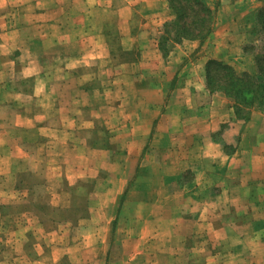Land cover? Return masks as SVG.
Returning <instances> with one entry per match:
<instances>
[{
	"label": "crops",
	"instance_id": "0c3cea01",
	"mask_svg": "<svg viewBox=\"0 0 264 264\" xmlns=\"http://www.w3.org/2000/svg\"><path fill=\"white\" fill-rule=\"evenodd\" d=\"M258 5L212 0L206 42L164 57L168 0H0V180L10 173L0 206H12L0 214V264H264V108L239 120L205 83L209 56L255 72L245 48ZM7 84L39 110L19 111ZM100 121L122 158L82 145ZM40 169L54 187L92 184L85 233L80 223L48 232L19 208L36 201L22 173ZM122 196L112 244L107 213Z\"/></svg>",
	"mask_w": 264,
	"mask_h": 264
},
{
	"label": "rangeland",
	"instance_id": "374dc122",
	"mask_svg": "<svg viewBox=\"0 0 264 264\" xmlns=\"http://www.w3.org/2000/svg\"><path fill=\"white\" fill-rule=\"evenodd\" d=\"M205 4L208 5V3H212V0H204ZM258 2V1H257ZM217 4V3H216ZM264 7V2H259L258 7L256 8V12L254 13V22H255V15L257 13V11ZM21 11V10H18ZM214 13V12H213ZM109 15L111 16V13H109ZM214 27V25H213ZM256 33V29L254 30ZM206 42V41H205ZM204 42V43H205ZM202 43V44H204ZM260 44V39L258 37V34L256 33V40L254 43H252V45L250 46H246V51L252 54V57H254V53L253 50L255 51L256 48H258V45ZM254 48V49H252ZM204 50H207L208 53H212V48L211 47H205L203 46ZM212 50V51H211ZM257 52V50L255 51V53ZM210 57V56H209ZM208 57V60H218L217 58L214 57ZM219 61V60H218ZM253 62H254V58H253ZM235 71V70H234ZM254 71H255V64H254ZM236 73V72H235ZM238 74V73H236ZM238 75H241V73H239ZM146 78V76H145ZM3 95L4 96H8L5 94H12L13 95V99L16 97L15 95L17 94H22V91L19 89L14 88L11 84H7L5 86V88L3 89ZM7 99H10L13 101L12 97H5ZM16 102L19 103V105H21V107H18V110L21 111L23 110V113H26L28 115H33L36 111L39 110L40 108V103L38 102L37 98H22L16 97ZM8 103H4V105H7ZM16 106V103L15 105ZM2 107V104L0 105V108ZM7 107V106H5ZM17 108V107H15ZM100 121V123H97V126L95 127L94 131L92 132L91 136L87 137V138H78V140L76 141L78 143L77 147H76V151H80L82 150V145L84 146V148L87 149H99V148H103L106 147L108 149V151L110 150V155L112 157H123V147L122 144L119 140V137H117V131L115 132H110V134L108 133V130H106L104 128V124ZM107 131V132H106ZM86 140L87 144L85 142V144L83 143L82 145L81 140ZM150 142L148 144V147L150 146ZM37 151V149H35ZM39 150V149H38ZM40 152H45L43 149L40 148ZM41 153V155H42ZM44 156V153H43ZM33 158L36 159V155L33 154ZM42 158V157H41ZM47 158H51V157H47ZM96 160H99V157H95ZM29 162H31V166L34 163V160H32L31 155L29 157ZM27 161V162H28ZM30 165L26 166L27 168L30 167ZM34 166V165H33ZM11 171V169H10ZM40 175L39 177H35L32 176L31 172L27 173V174H23L22 176L24 178V181H26L27 185L30 186V192L32 193L31 195L36 197V201H31L29 202V204L24 205V206H19V208L22 209H30L31 212H35L37 215V220L39 222V224L46 229L48 232L50 231H57V229L59 227H62L64 224H69L73 230H72V235L74 234V232L79 228L78 225H80L81 227L79 228L78 231H76V234L80 235L82 233H85V225L86 224V220L90 219V211H89V201L88 198L91 194L90 191H92V184H90L87 181H83L81 182L80 180H77L75 183L73 184H69L66 180H63L59 183V185L57 187H54V184L52 185L49 181L48 183H46V179H45V175H47L46 170L44 169H40ZM28 172V170H27ZM140 174V173H139ZM4 178L3 180H0V194H5L9 191V186H8V180H10V173L7 174L6 176L2 177ZM72 183V182H71ZM70 193H72V197H73V201H68L66 198V195H70ZM123 198L124 196H122V198H118L114 204V209H111V211H108L107 213V217H111L112 219V244L114 243V241L118 238L117 237V228L118 225L120 224L119 220L120 216H119V204L121 202H123ZM98 206H99V202ZM131 207L129 208L134 209L133 208V203H130ZM96 206V207H98ZM17 208V206H16ZM9 210H12V206H6V205H1L0 206V214H5L6 212H8ZM25 211H29V210H25ZM50 214H54L57 215L56 218L51 221L49 220ZM129 215L131 213H128ZM96 219L98 220L99 223V216H95ZM80 223V224H79ZM6 225H10V223L6 224ZM96 226V225H95ZM6 234V233H5ZM116 245H118V243H115L114 247L112 246V248L110 249V251L115 255V251L116 249ZM117 255V254H116ZM48 259V258H47ZM66 260V259H64Z\"/></svg>",
	"mask_w": 264,
	"mask_h": 264
},
{
	"label": "trees",
	"instance_id": "16d2710c",
	"mask_svg": "<svg viewBox=\"0 0 264 264\" xmlns=\"http://www.w3.org/2000/svg\"><path fill=\"white\" fill-rule=\"evenodd\" d=\"M168 4L174 18L163 26L159 37L158 47L164 57L174 45L184 41L204 43L209 38L214 15L204 0H168ZM255 29L260 44L256 53L253 50V74L238 75L233 68L214 59L205 65V83L209 92H221L231 99L235 117L243 121L249 119L252 109L264 108V7L255 15ZM56 216L50 214L49 220L53 221Z\"/></svg>",
	"mask_w": 264,
	"mask_h": 264
}]
</instances>
